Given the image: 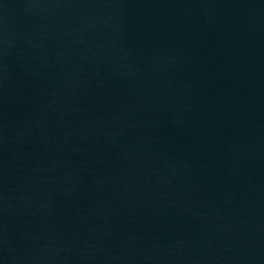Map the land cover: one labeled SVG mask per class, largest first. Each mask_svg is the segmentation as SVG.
I'll return each mask as SVG.
<instances>
[{"label":"water","instance_id":"water-1","mask_svg":"<svg viewBox=\"0 0 264 264\" xmlns=\"http://www.w3.org/2000/svg\"><path fill=\"white\" fill-rule=\"evenodd\" d=\"M0 264H264V0H0Z\"/></svg>","mask_w":264,"mask_h":264}]
</instances>
